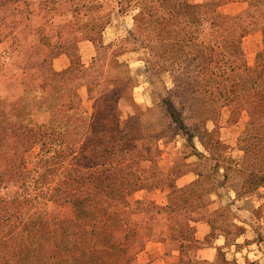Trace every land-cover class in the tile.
Instances as JSON below:
<instances>
[{"label": "rangeland", "instance_id": "rangeland-1", "mask_svg": "<svg viewBox=\"0 0 264 264\" xmlns=\"http://www.w3.org/2000/svg\"><path fill=\"white\" fill-rule=\"evenodd\" d=\"M181 2L0 0V213L19 218L3 220L2 233L41 222L60 240L64 264H188L153 239L139 245L127 220L137 222L138 202L167 205V172L175 189L197 183L202 201L205 180L259 161L247 132L264 129L252 123L264 112L255 103L264 96V4L246 14V3L210 7L258 25L228 34L229 19L208 27L222 19L205 18L207 0ZM232 195L212 206L232 203L226 214L246 231L227 254L264 264L249 245L264 246L252 227L264 211ZM73 201L84 203L82 216ZM106 201L131 209L122 227L89 207ZM105 225L108 243L99 238Z\"/></svg>", "mask_w": 264, "mask_h": 264}, {"label": "trees", "instance_id": "trees-1", "mask_svg": "<svg viewBox=\"0 0 264 264\" xmlns=\"http://www.w3.org/2000/svg\"><path fill=\"white\" fill-rule=\"evenodd\" d=\"M182 1L184 3L187 2V0ZM245 1L249 10H245L243 14H246L247 12L251 13L252 9L258 11V5L264 4V0ZM161 3H171L174 6L178 5V3L182 4L181 0H161ZM206 4L209 10L207 12L205 11V18L209 16L208 13L212 14L214 12L213 9L210 10V7L213 8L215 6L216 8L218 6L217 2L214 0H207ZM187 7H189V5H187ZM241 16L242 14H237L234 16L226 17L221 14L215 13V17H220V19L222 20L217 25L213 22H210L208 27L211 29L221 28L225 25V19H229L228 22H230V24L226 27L228 29V34H231L235 31H239V34H242V32L245 33L252 30L253 28L251 27L258 26L257 23L251 24L250 22L248 25L243 23V21H241ZM209 19H211V16H209ZM258 27L264 36V25H259ZM234 42L239 43V41L237 40H235ZM260 57L261 55L258 56V58ZM257 74L258 73H256V75ZM255 103H257V107L259 108V110L263 109L264 96H256ZM261 113H263V115L259 114V116L255 118V122L252 123H259L258 121L260 119L264 121V112L261 111ZM247 133L249 135H253L251 139V141L253 142H250L249 145L251 148V152L255 157L260 154L259 161L256 160L255 162L251 163L248 169L235 167V171L233 169L230 170V168H227L226 170H229L228 174L230 172H233L234 175H241L243 185L242 188L249 190L250 184L260 183L264 181V129L260 132L252 130V132ZM243 143V146L245 147V141H243ZM256 163L257 165H255ZM165 175V181L169 183L165 186V188L170 190L168 193L167 205L165 207H158L151 202H138V208L136 211V216L138 219L137 222L128 224L127 220V225L129 226L128 229L135 233L134 236L137 237V242L139 245H143L144 243H146V241H148V239L164 240L166 236H173L174 238L186 237L184 235L186 233H190L191 231V229L187 225L188 218H191L192 214L194 215L198 213L199 210H201V208L203 207L202 201L198 197H193L199 190H201L200 187L195 186L197 185V183L190 186L188 185L182 189H175L173 187L172 180L169 178L170 174L167 172ZM223 177H226L225 180L228 179V175L226 173L223 175ZM22 186L24 192L29 189V185H27L26 182H24ZM163 187L161 189H163ZM142 188L146 189L141 181H139L138 190ZM128 189H130V187ZM126 190L127 189L123 190L122 192H125ZM15 200H17V198H15ZM14 203L16 205L15 201ZM6 204L7 202L2 203V210H5L7 208H4V205ZM27 204L29 203H26L25 205ZM123 204L125 206H128V204H126L125 202L119 201V205ZM73 206L76 209L77 215L79 217L82 216L84 211V203L82 201H73ZM89 207L93 208V211L96 214V218L99 217L100 211L104 215L101 216V218H98V220L108 221L109 219H111V225L115 228L123 226V216H126L127 218V212L131 211V209L125 210L122 206H118V210L116 211L111 207V203L107 201L96 203L95 205H89ZM35 214L33 215V217L35 216ZM132 216L135 215H131V217ZM131 217L128 218L129 222ZM13 218L15 220L19 219L15 215H12L11 217L5 219V217H2V214L0 213V228L3 220H11ZM0 233L2 234H0V264H64V251L61 247L60 240L56 237V233L52 234L49 237L50 233L46 232V229L43 228V223L41 222L34 223L33 225H30L29 228H27L23 223L20 224L18 222L15 228H10V231H6L4 233H2V230L0 229ZM99 238L105 243L109 242L108 225H105V228L100 232ZM187 247H190V245L182 242L179 245V253H183L185 255L184 256L183 254H181L185 257L186 263L193 264L195 262L189 259V257L187 256L188 253L185 252V249ZM185 253H187V255ZM179 263H181V261ZM104 264L108 263L104 262Z\"/></svg>", "mask_w": 264, "mask_h": 264}, {"label": "crops", "instance_id": "crops-1", "mask_svg": "<svg viewBox=\"0 0 264 264\" xmlns=\"http://www.w3.org/2000/svg\"><path fill=\"white\" fill-rule=\"evenodd\" d=\"M214 1L217 2L218 7L219 5L222 7L227 3L232 5L246 3L245 0ZM242 186V178L239 174L233 175L229 173L227 180H205V185L201 193L203 207L201 210L198 209L199 212L194 215L192 214V217L187 220V225L191 229L190 233H186L184 235L186 237L184 238L166 236L164 240L161 239L156 241L155 239L154 241L159 242L157 244H160L164 251L169 252H179V245L182 242L187 243L190 247H187L185 252L188 253L189 259L195 262L193 264H240L235 254H227L237 253L236 248L240 246L239 240L244 237L246 233L241 226L235 223V220L226 214L229 213L232 215V212L236 211V209H232L234 206L232 203L220 205L217 208H213L212 206L215 204V198L221 197L220 194L222 192L228 195L230 192L233 194L232 198L234 203H238L239 201L245 202L244 204L246 207L248 206V210L253 214L264 211V181L250 184L249 190L242 188ZM254 199L257 201L256 205H252ZM261 224L262 227L260 226ZM200 226L205 227L201 236H199L197 232V228ZM252 227L255 231L257 241L264 243V235L262 233V229H264V217L262 222L259 220L257 224H254ZM243 244L246 246L248 243L243 242ZM249 245L250 247L253 246L254 252L264 253V246ZM207 252H209L210 258L205 257V253ZM212 253L215 254V259H213L214 255H212Z\"/></svg>", "mask_w": 264, "mask_h": 264}]
</instances>
